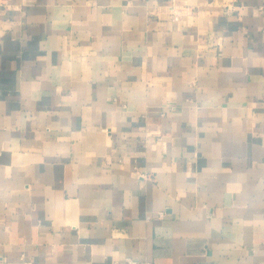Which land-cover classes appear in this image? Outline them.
Masks as SVG:
<instances>
[{
    "label": "crops",
    "instance_id": "1",
    "mask_svg": "<svg viewBox=\"0 0 264 264\" xmlns=\"http://www.w3.org/2000/svg\"><path fill=\"white\" fill-rule=\"evenodd\" d=\"M128 258L264 264V0H0V264Z\"/></svg>",
    "mask_w": 264,
    "mask_h": 264
},
{
    "label": "built area",
    "instance_id": "2",
    "mask_svg": "<svg viewBox=\"0 0 264 264\" xmlns=\"http://www.w3.org/2000/svg\"><path fill=\"white\" fill-rule=\"evenodd\" d=\"M161 214L162 212H160V215ZM109 264H154V262L148 259L128 258L125 260H113L109 262Z\"/></svg>",
    "mask_w": 264,
    "mask_h": 264
}]
</instances>
